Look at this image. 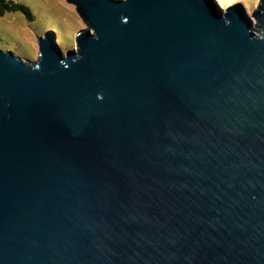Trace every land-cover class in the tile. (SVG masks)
<instances>
[{
    "label": "water",
    "instance_id": "water-1",
    "mask_svg": "<svg viewBox=\"0 0 264 264\" xmlns=\"http://www.w3.org/2000/svg\"><path fill=\"white\" fill-rule=\"evenodd\" d=\"M67 1L0 48V264H264V0Z\"/></svg>",
    "mask_w": 264,
    "mask_h": 264
},
{
    "label": "rangeland",
    "instance_id": "rangeland-1",
    "mask_svg": "<svg viewBox=\"0 0 264 264\" xmlns=\"http://www.w3.org/2000/svg\"><path fill=\"white\" fill-rule=\"evenodd\" d=\"M27 6L31 12L23 9L0 13V48L12 50L24 59L35 61L39 57V38L45 36H60L67 46V40H74L72 48L76 47V26L85 27L74 4L67 0H12ZM222 7L242 0H219ZM248 11L253 9L259 0H244ZM68 18L72 22H69ZM63 22V25H60ZM68 49V48H67ZM66 53V49H62Z\"/></svg>",
    "mask_w": 264,
    "mask_h": 264
},
{
    "label": "trees",
    "instance_id": "trees-1",
    "mask_svg": "<svg viewBox=\"0 0 264 264\" xmlns=\"http://www.w3.org/2000/svg\"><path fill=\"white\" fill-rule=\"evenodd\" d=\"M218 1V3L219 4H221V2L219 1V0H217ZM243 2H245L244 0H242ZM225 4H223L222 6H224ZM18 9H23V10H25L26 12H28V14L30 15V16H32L31 15V12H30V10H29V8L27 7V6H25V5H23V4H20V3H16V2H14V1H12V0H0V13L1 14H5L7 11H15V10H18ZM82 19V18H81ZM68 20H69V22H72L71 20H70V18H68ZM82 21H83V19H82ZM60 25H63V22L60 24ZM75 29L76 30V32L81 28V26H76L74 23H73V25H72V29ZM56 42L59 44V46L62 48V49H67V48H70L72 45H73V43H74V40L72 41V40H67L66 42H67V46H66V44L64 45L63 44V42L65 43V41L60 37V36H58L57 35V38H56Z\"/></svg>",
    "mask_w": 264,
    "mask_h": 264
},
{
    "label": "bare ground",
    "instance_id": "bare-ground-1",
    "mask_svg": "<svg viewBox=\"0 0 264 264\" xmlns=\"http://www.w3.org/2000/svg\"><path fill=\"white\" fill-rule=\"evenodd\" d=\"M231 3H232V4H235L236 2H235V1H232ZM232 4H231V5H232ZM244 4H246V3L244 2ZM76 47H77V44H76Z\"/></svg>",
    "mask_w": 264,
    "mask_h": 264
}]
</instances>
